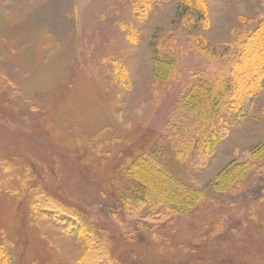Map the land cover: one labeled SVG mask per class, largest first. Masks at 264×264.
<instances>
[{
	"label": "rangeland",
	"instance_id": "rangeland-1",
	"mask_svg": "<svg viewBox=\"0 0 264 264\" xmlns=\"http://www.w3.org/2000/svg\"><path fill=\"white\" fill-rule=\"evenodd\" d=\"M141 2L0 0V248L8 264H78L88 249L80 229L103 226L123 264H264V161L238 185L212 187L262 142L264 89L202 165L175 155L179 95L192 74L221 75L211 53L228 60L252 35L263 42L264 0H159L143 12ZM155 42L172 55L166 80L154 75ZM147 154L203 197L160 222L141 201L145 228L132 231L130 217H104L99 206L131 191L123 167ZM36 188L79 214L35 212Z\"/></svg>",
	"mask_w": 264,
	"mask_h": 264
},
{
	"label": "trees",
	"instance_id": "trees-1",
	"mask_svg": "<svg viewBox=\"0 0 264 264\" xmlns=\"http://www.w3.org/2000/svg\"><path fill=\"white\" fill-rule=\"evenodd\" d=\"M158 4L159 0H142L139 11L157 7ZM197 6L188 5L190 9L200 13L202 8ZM252 36L243 43L242 48H237L231 53L228 60H225V57L222 60L217 54L211 53L212 58L221 60V75L215 77L207 72L192 74L184 92L179 95L175 106V110L181 112L180 119L176 123V128L179 130L177 136L180 137L175 146L177 150L175 155L178 159L190 158L193 165H202L205 157L212 155L217 143L226 136L228 127L240 122L247 115L254 97L264 89V39L262 42L260 35ZM250 40L252 45L249 46ZM154 47L156 48V56L153 58L154 75L156 78L166 80L173 70L172 55L165 52L156 42ZM248 48L253 50L251 55L246 51ZM250 57L254 59L253 66L249 64ZM222 61H224L223 64ZM147 155L134 157L123 167L122 172L123 178L131 184V191L134 186L139 188V191L135 192L140 199L134 200L136 197H132L130 191L131 193L128 192L126 196H122L113 204L99 206V211L104 217H130L133 220L132 231L145 228L146 215H143L139 207L141 201L154 209L152 217L160 222L163 219L168 221L176 212L183 211L177 209L183 208L185 212L189 211L188 207L195 205L203 197L200 190L174 179L161 168V164H158L149 154ZM260 161H264V138L253 149L251 160L240 163L231 162L215 176L212 181L213 190L226 191L231 186L238 185ZM31 187L34 186L29 188ZM36 189H32L36 193L30 199L35 212L41 213L50 220L60 215L79 214L77 209L74 210L62 204L51 194L40 193L41 191ZM78 201L87 204L82 198ZM82 230L80 229L79 235L84 236L88 249L79 257L78 264H123L116 255V251L122 250L119 242L114 238L113 230L104 226L98 229L89 227L81 234ZM0 264H8L7 256L2 248H0Z\"/></svg>",
	"mask_w": 264,
	"mask_h": 264
}]
</instances>
